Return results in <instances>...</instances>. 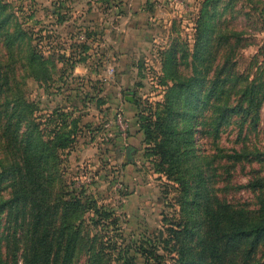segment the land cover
Instances as JSON below:
<instances>
[{
    "label": "rangeland",
    "instance_id": "rangeland-1",
    "mask_svg": "<svg viewBox=\"0 0 264 264\" xmlns=\"http://www.w3.org/2000/svg\"><path fill=\"white\" fill-rule=\"evenodd\" d=\"M59 1L62 12L55 11ZM114 1L1 0L7 19L0 42L9 40L10 46L7 51L1 43L0 58L8 59V52L14 57L10 70L22 75L30 120L45 138L59 122V111L74 121L68 126L75 124V140L57 149L49 169L63 190L86 194L77 213L83 230L96 235L95 247L103 242L110 264H177V244L169 238L170 226H176L170 224L200 204L179 200L180 181L155 168V156L134 129L153 120L166 94L177 98L179 108L188 101V112L198 115L181 121L186 125L189 119L193 128L185 145L191 152L182 168L188 177L183 198H191L194 182H202L203 192L229 204V212L231 204L246 209L264 201V0H190L189 11L180 14L185 20L153 21L143 28L142 43H119L109 12L93 15L100 23L80 13L94 4L103 12ZM34 44L41 53L38 78L30 65L23 72L19 65ZM78 52L83 58L70 62ZM183 82L194 92L201 89L199 111L186 98ZM226 106L241 110L224 116ZM6 136L0 128V141ZM8 190L1 188L0 198ZM91 199L93 208L109 213L97 225L88 209ZM10 212L0 211V260L6 263L21 247L13 239L18 231L13 233ZM193 216L199 218L197 212ZM83 250L74 264L84 263Z\"/></svg>",
    "mask_w": 264,
    "mask_h": 264
},
{
    "label": "trees",
    "instance_id": "trees-1",
    "mask_svg": "<svg viewBox=\"0 0 264 264\" xmlns=\"http://www.w3.org/2000/svg\"><path fill=\"white\" fill-rule=\"evenodd\" d=\"M5 6L0 0V28L7 19L3 12ZM1 43L9 51L10 41L1 40L0 47ZM8 54V59L0 58V128L7 135L4 142L0 141V181H4L0 182V189L8 186L9 190L7 198H0V211L11 210L13 233L18 231L13 239L21 247L13 251L9 263L0 260V264H74L80 247L84 248L83 264H110L109 249L104 250L103 242L95 247L96 235L83 230V219L78 216L81 197L86 194L63 190L53 183L56 176L49 169L57 149L63 150L75 140V124L68 126L74 121L65 120L66 113L61 110L52 134L43 136L38 123L30 120L32 103L26 100L19 86L22 75L10 70L15 62L11 53ZM79 54L69 61L81 60L83 57ZM40 56L37 45H31L26 62L19 63L20 71L30 65L31 76L38 78ZM183 86L186 98L192 99L193 107L199 111L201 89L199 93L194 92L188 82H183ZM187 102L179 108L177 98L171 100L166 94L161 108L154 110L153 120L145 119L134 129L136 133L141 132L146 150L155 156V168L168 178L180 181L179 200L189 207L200 204L195 210L188 208L182 218L170 224L176 226H170L168 233L177 244V264H264V201L246 209L231 204L229 212V204L220 203L210 193L203 192L202 182H194L193 196L183 198L188 177L182 168L191 152V147L185 145L191 143L193 135L189 119L194 120L198 115V112H188ZM225 108L224 116L241 110L240 106ZM183 116L189 118L186 125L181 122ZM199 195L201 200L197 201L195 197ZM87 204L89 207H85L92 208L96 216L91 218L95 225L109 214L101 206L93 208L94 199ZM194 212L199 218L193 216ZM168 239L162 241L167 243Z\"/></svg>",
    "mask_w": 264,
    "mask_h": 264
},
{
    "label": "crops",
    "instance_id": "crops-1",
    "mask_svg": "<svg viewBox=\"0 0 264 264\" xmlns=\"http://www.w3.org/2000/svg\"><path fill=\"white\" fill-rule=\"evenodd\" d=\"M86 1H90L88 2L90 5L92 0ZM167 1L168 2H162L161 4L154 3L153 0H115L113 3L109 4L103 12H100L99 9L96 8V4H94L92 7L89 5L85 6L84 10H80V13H82V16H86L87 19L91 17L90 21H92L93 18L95 21L94 23H100L101 19H95L94 16L96 17L99 13H103L104 15L109 12L107 15L114 16L112 24L116 27V36L118 37L116 40H118L119 43L125 41H127V43H142L144 27L152 24L153 21H167L171 17L184 18V15L180 14L190 9V0ZM59 3L62 7L56 9V12L63 11L64 2L59 1ZM67 11H69V8H67ZM71 11L73 12V9ZM127 147L130 149V146Z\"/></svg>",
    "mask_w": 264,
    "mask_h": 264
},
{
    "label": "water",
    "instance_id": "water-1",
    "mask_svg": "<svg viewBox=\"0 0 264 264\" xmlns=\"http://www.w3.org/2000/svg\"><path fill=\"white\" fill-rule=\"evenodd\" d=\"M124 98H125L126 100H129V101L132 99L131 95H125ZM126 154L130 155V153H129V148H128V147L126 148Z\"/></svg>",
    "mask_w": 264,
    "mask_h": 264
}]
</instances>
